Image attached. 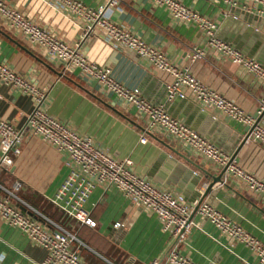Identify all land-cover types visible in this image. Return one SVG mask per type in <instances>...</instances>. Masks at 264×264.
I'll return each instance as SVG.
<instances>
[{"label": "crops", "instance_id": "0c3cea01", "mask_svg": "<svg viewBox=\"0 0 264 264\" xmlns=\"http://www.w3.org/2000/svg\"><path fill=\"white\" fill-rule=\"evenodd\" d=\"M79 1L94 7L104 0ZM178 1L215 21L217 38L264 65V9L260 12L258 6L243 0H237L235 6L224 0ZM4 2L66 44L78 45L86 60L109 68L120 84L136 88L140 97L151 103L162 104L171 117L231 156L245 126L216 112L214 117L201 112L189 99L166 100L164 83L169 80L166 73L155 70L146 59L132 52L113 47L98 30L81 38L80 29L52 1ZM110 19L159 49L169 62L187 66L195 78L243 111L257 115L264 102V83L209 50L201 59L189 60L190 50L204 44L203 34L194 25L173 21L164 8L148 0H120ZM0 62L46 93L43 108L47 114L77 134L88 136L113 157L131 159L133 170L154 187L181 194L193 204L210 181L206 173H218L217 166L162 133H148L147 140L140 143L145 119L142 114L77 69L61 73L59 63L8 27L1 16ZM31 106L28 96L0 83V119L19 126ZM257 124L264 127V113ZM232 162L264 181V149L259 144L246 141ZM67 172L62 154L37 136L24 134L20 153L8 169L0 171V186L10 189L14 181H19L17 197L73 232L84 245L78 249V255L86 263H147L161 258L173 245V238L161 231L152 213L114 188L94 185L90 190L84 209L95 222L94 227L65 217L45 198L56 191ZM202 202L213 206L264 245V199L249 192L243 182L227 177L223 184L214 183ZM10 203L24 210L14 199ZM190 219V231L177 250L195 264H260L246 247L220 235L198 213L194 212ZM115 222L122 226L113 227ZM43 257L42 248L0 220L1 264H39Z\"/></svg>", "mask_w": 264, "mask_h": 264}, {"label": "built area", "instance_id": "2783aa9c", "mask_svg": "<svg viewBox=\"0 0 264 264\" xmlns=\"http://www.w3.org/2000/svg\"><path fill=\"white\" fill-rule=\"evenodd\" d=\"M50 1L80 29L81 38L98 30L103 39L113 47L132 52L146 59L155 70L166 73L169 76V80L164 83L166 100L189 99L201 112L210 113L213 117V113L216 112L245 127L252 126L254 117L251 114L200 82L187 66L169 62L159 49L146 44L135 33L112 22L110 16L118 7L120 0H104L94 7L86 6L79 0ZM148 1L154 6L164 8L173 21L192 24L203 34V46L190 50L191 62L201 59L205 51L209 50L230 63L243 67L264 83V65L244 56L239 50L217 38L215 21L178 0ZM224 1L230 6L237 3V0ZM243 1L258 6L260 12L264 9V0ZM0 16L8 27L20 32L31 44L42 49L48 58L59 63L61 73L77 69L107 93L132 105L142 114L145 119L139 136L140 143L147 140L148 133H162L217 166L219 170L225 166L220 184H223L227 177L238 179L249 192L259 194L264 199L263 180L229 161V154L220 151L202 135L171 117L162 104L151 103L141 98L136 88L129 89L120 84L111 76L109 68L86 60L80 53L78 45L66 44L47 29L36 25L19 11L9 7L4 0H0ZM0 83L28 96L32 101L29 112L19 126L0 119V171L8 169L14 157L20 153L24 134L37 136L64 156L68 172L56 191L45 199L65 217L80 225L94 227L95 222L84 209L90 190L94 185L114 188L126 199L138 203L152 213L160 224L161 231L174 240L173 245L161 258L141 264H195L177 250V245L185 241L192 226L189 216L192 212L191 205L194 203L189 204L181 194H172L154 187L133 170L131 159L113 157L95 145L88 136L77 134L66 124L47 114L43 108L46 93L4 62H0ZM263 107L264 102L257 110V114ZM246 141L257 143L264 149V127L254 124ZM20 187L19 181H14L10 189L0 186L3 192V195H0V220L18 229L29 241L43 249L44 257L39 264H89L78 255V249L84 245L77 240L75 234L17 197L16 192ZM10 199L20 204L25 212L12 205ZM195 212L206 219L220 235L241 243L257 257L260 264H264V245L239 225L207 203L201 202ZM117 226L122 224L115 222L113 227Z\"/></svg>", "mask_w": 264, "mask_h": 264}, {"label": "water", "instance_id": "95a60500", "mask_svg": "<svg viewBox=\"0 0 264 264\" xmlns=\"http://www.w3.org/2000/svg\"><path fill=\"white\" fill-rule=\"evenodd\" d=\"M263 113H264V107L257 115L253 116L254 117V122H253L252 126L257 123L258 119L261 117V115ZM252 126L244 127L243 134L240 135L239 139L237 140L236 147H235L233 153L231 154L229 161L233 160V157L236 154L237 150L240 148V146L242 144H244L246 142V137H247L250 129L252 128ZM224 169H225V166L223 168H221L216 175H210L209 173H206L208 178L210 179V181L204 186L203 191L200 193V195L197 198L196 202L193 205H191L192 206V212H191L189 218H191V216L195 212L197 206L202 202V200L204 199L206 194L210 191L211 186L214 183H221V179H222V176H223Z\"/></svg>", "mask_w": 264, "mask_h": 264}]
</instances>
